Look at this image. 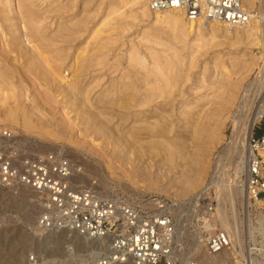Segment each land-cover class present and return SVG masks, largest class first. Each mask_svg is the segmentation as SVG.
Masks as SVG:
<instances>
[{"label": "rangeland", "instance_id": "1", "mask_svg": "<svg viewBox=\"0 0 264 264\" xmlns=\"http://www.w3.org/2000/svg\"><path fill=\"white\" fill-rule=\"evenodd\" d=\"M29 1L33 3L34 8L39 15L46 17L40 25L45 30V33L47 32L46 34H49L50 36L54 34H63L60 37L61 40H57L51 46L46 47V53L48 55H55L58 51L63 50L67 57L66 63L68 64L73 62V59H75L77 54L82 58L86 57L93 60L88 71L81 76L83 85H89L90 99L93 101L101 93L108 90L113 91V93L109 94L107 98L108 105L106 116L114 117H111V119L103 117V125L112 130H123L125 132H127L131 126H133L132 129L135 130L138 128L141 129V127H147V123H141V119L137 120L136 123L131 122L132 118L124 122L121 120L119 121V119L115 117V114L135 113L138 109L136 107L131 108V106L137 105L138 98H132L133 94H130L129 92L122 98L120 95L117 96V91L121 86L123 87L134 82L136 84V89L133 91V93H135L134 95L137 96L141 92V68H139L138 65L135 66V63L132 62V51L135 49L138 50L140 55L145 56L147 65H151L150 67L154 65L149 50L146 48L148 44L144 39V32L152 31L151 17L134 20L132 17H127L131 12H126L123 15L113 12L107 18L108 13L110 12L109 0ZM261 1H257L258 7L260 6ZM15 3L16 0H10L7 2L6 0H2V3H0V56L3 57L8 53L10 43L16 41L15 35L20 34V32L17 34L18 30H16V27L14 26L6 27L5 30L7 32L5 31V34L2 33L3 27L8 26L9 23L4 21V9L9 8V5L13 4L15 7ZM104 19H107V24L102 25L101 23ZM117 21L129 23L128 30L122 34L113 33L110 30V25ZM74 22H82L83 24L80 26H73L72 24ZM65 26L70 27L71 30H60L61 27ZM98 27L101 28V36L104 37L103 42H106L108 46L100 52L96 51L98 49L97 46L99 40L91 39L93 31ZM74 31L77 35H74ZM260 37L264 39L263 35ZM218 40H222L223 44L213 46L209 49L207 54L204 56L202 55L195 62V67L189 71V81L181 83L180 86V90L182 89V95L178 97V105L188 103L189 107H194L198 103V108L194 109V114L189 115L187 118H184L179 111H177V114H173V117L177 119V127L175 129L177 132L169 134V137L171 136L172 138L173 136L176 138V135H183L184 138L187 139V146L189 147L188 149L185 146L182 147V149L185 148L182 150V153L191 150L193 144L196 142H202L204 146H207V148L211 150V153L209 154V167L207 168V174L203 180L201 188L206 190L212 187V198L218 196L217 186L210 184L216 157H222V161L227 163L226 152L233 141V114L241 104L243 94L249 83H254V86H252V90L250 91L254 108L259 104L260 97H262V88L255 95L256 87H258V84L262 87L264 85V62L262 58H258L264 53V42L262 45H246L241 43L230 45V43L233 42L232 40L224 39L222 37H218ZM193 43V40L188 39L187 41H183L176 45V48L179 49L186 48L182 51V54L186 57L181 65L182 67L186 62H192L191 56L194 49L191 46ZM22 45L28 46L26 43H21V46ZM160 47L161 46H158V48ZM26 49L31 50L30 46L26 47ZM252 56H255L257 59L254 61L255 64H249V66L252 65V68L246 72V68H244L242 62H251ZM14 57L15 54L9 52L7 60L15 66V68H19L16 69L21 72V76L13 77L9 82L14 84V86H20L23 81V84L27 85L29 91L27 92L28 99L18 96H10L9 99H6V94H0L1 117L7 118L10 108L20 107L17 115L21 121L23 119L22 114H28V116H31V118L34 119L38 126L35 132H31L17 125L14 128H11L8 125L3 126L13 129V132L17 135L20 142L36 153H47L54 148L63 147L73 163L81 169L79 174L81 179L77 184L82 188H92L102 196H120L131 201L156 197L172 201L175 207L178 203H181V208H179L178 212L173 210L176 218H179V221L177 219L178 227L180 226L183 228L180 235L177 232L176 247L179 259L177 264H186L185 260L190 262L192 258L201 264L213 262H205L202 258L203 255L200 256L202 253L201 231L194 230V228H198L196 226L198 219L196 215L193 214V207L192 209H189L186 206L187 204L185 205L188 199H190L196 191L189 192L187 196H181L178 194L180 193V186L183 180L182 177L178 176L179 170L184 163L187 164L186 161L188 160L184 159L185 157H188L190 151L188 154L186 153L187 156L184 154V156L182 155V157H184L183 159L180 157L181 155L174 158L176 161H172L173 163L171 160L170 162L169 160H167L168 162L165 160L160 161L158 160L159 158H156V162H153V160L149 158H146L145 160L143 159L141 162V158L137 160L138 158L133 157V163L130 160L131 162H124L122 164V158H120V155H123L124 153L119 152V154H116V156L119 155L117 158H111L109 155L107 156L103 154V149L108 150L109 153L111 152L112 147L107 142L104 146L102 144V139H99L101 142L94 139L93 132L89 131L91 123H87L84 115H80V118L78 115H75L71 104H65L64 106H57L55 104L52 106L50 103H47V105H45L44 99L41 95L46 87L41 81L42 79H40L35 72L32 73L27 70V68H29L27 65V67H24L25 63L22 64L23 59H20L21 62H19L16 61ZM220 60H226L228 63L234 61L235 66L230 68V72L233 77H238L239 80L241 79V88L237 92L235 104L232 106V110H234L233 112L228 110L221 113L215 111V102L220 96L226 95L224 92L226 84L225 82L214 83V80H217V74H222V71H219V68L215 71L213 69L205 71L206 63L208 66H212V64L215 65ZM70 77L71 74L68 77L69 80L71 79ZM261 78L263 79V82L260 84L259 81ZM57 98L62 100V95ZM254 98L256 99L254 100ZM62 101L65 102V100ZM23 104H26L28 108L23 109ZM208 116H210L211 120L206 127H204L202 125L207 121ZM178 117L180 120H178ZM156 119L157 117H150L149 121H154ZM44 122L48 124V128L46 129L47 131L42 132V127L40 125ZM129 122L131 123L129 124ZM259 127L260 126L257 125L253 129L254 136H259L260 133H262L263 130ZM60 129L62 135L64 134L63 137L56 135V131ZM39 130L42 134L37 133ZM139 141H141V139H139ZM100 145L101 147H99ZM50 148L53 149L50 150ZM100 153L102 154L99 155ZM118 158L121 160H118ZM135 160H137L136 163L134 162ZM153 164L155 166H153ZM134 166H137V168L144 166L143 168H145L146 172L150 169L151 171L150 173H145V175L143 172L134 174L133 172L130 173L127 171V168L133 169ZM155 167L158 169L156 168V170ZM170 167L173 171L169 172L168 175L161 177L158 181L156 175H158L161 170L163 172L166 170L168 171V168L170 169ZM226 169L229 171L234 170L229 164ZM243 173L241 174V180H244ZM224 179L231 182L232 176H225ZM176 199L178 200L175 201ZM244 201L245 197L237 195L236 208L240 220L237 225L235 222V231H238L239 233V236H237L239 237L238 241L240 243L237 241V236H233V241L242 248L240 253L235 252L237 257L239 254L241 256L247 254L249 249H255L264 245L259 232H256L253 236L249 233L251 225L258 226L260 213L261 211L264 213V206L256 200L254 201L251 199V204L248 203V201ZM227 208L230 209L231 205L228 204ZM41 211V201L32 190L25 188L12 189L0 187V264H80L81 262L90 260L94 254H89L91 252L89 248H93V245L96 246V244L92 243L90 245L87 240L81 236L79 237V235L75 233L70 232L67 234L60 231L47 232L43 229L40 230V228H36L39 224L38 220ZM229 214L231 213L229 212ZM199 225L202 226V222L199 223ZM217 226L221 229L219 220L217 221ZM197 232L199 235H197ZM64 235H67V238L62 237ZM197 241H199V243ZM197 247L198 249L199 247L201 248L198 250ZM85 250L88 252L86 253ZM233 258L236 257L231 253L227 259ZM95 260L96 258L94 257L92 264H96ZM254 261H257V258L254 259Z\"/></svg>", "mask_w": 264, "mask_h": 264}, {"label": "bare ground", "instance_id": "2", "mask_svg": "<svg viewBox=\"0 0 264 264\" xmlns=\"http://www.w3.org/2000/svg\"><path fill=\"white\" fill-rule=\"evenodd\" d=\"M7 1L10 0H6V2ZM257 1L259 0H243L245 7L250 12V19L246 24L233 25L223 21H189L183 13L176 10H152L149 5L150 0H109L110 12L108 13L107 18L113 12L120 15H123L126 12H131L129 16L127 15V17H132L134 20H141L143 18L150 17L152 19V31H145L144 39L148 44L146 48L149 50L150 57L154 61V65L152 67H150L151 65H147L145 56L140 55V52L138 50L135 49L131 53L132 62L135 63V66L138 65V67L141 68V92L137 96L134 95L135 93H133V91L136 89V84L134 82L123 87L121 86L117 91V96L120 95L122 96V98L128 92L130 94H133L132 98H138L137 105L131 106V108L136 107L138 109L135 113L115 114V117H117L119 121L121 120L125 122L126 120L132 118L131 122L136 123L137 120L141 119V123H147L148 126L141 127V129L138 128L136 130L132 129L133 126H131L129 130L125 132L123 130H112L108 127H105L102 123L103 117H105L106 119H111V117H114L106 116L108 105L107 98L109 94L113 93V91H105L93 101L92 99H90L89 85H83L81 76L83 73L88 71V68L92 65L93 60L86 57L82 58L79 56V54H77L75 59H73V62L71 64H68L66 63L67 57L64 54L63 50L58 51L55 55H48L46 53V47L51 46L57 40H61L60 37L63 34H54L52 36L46 34L47 32L45 33V30L40 26L42 21L46 17L39 15L33 6V3L29 0H16L15 7L14 4L9 5V8L4 9L3 12L5 15L4 21L9 23L8 26L3 27L2 33L5 34L6 27L14 26L16 27V30H18L17 34L19 32L20 34L15 35L16 41L10 43L9 51L7 54H5V57L0 56V94H6V99H9L10 96H18L28 99L27 92L29 91L27 85L23 84V81L20 86H14V84L9 82L11 81V79H13V77L21 76V72L17 71V69L19 68L16 67V69L15 66H13L7 60V58L9 57V52L14 53V58L16 61L21 62L20 59H23L22 64L25 63L24 67L28 66L29 68H27V70L32 73L35 72V74H37V76L42 79L41 81L46 87L45 91L41 95L44 99L45 105H47V103H50L52 106H54L55 104L57 106L71 104L75 115H78L79 118L81 117L80 115H84L87 123H91L89 131L93 132L92 134H94V139H97L100 142L101 140L99 139H102V144L104 146L107 142L112 147L111 152L109 153L106 149H103L104 153L100 151L103 154L107 156L109 155V157L111 158H117V156L119 157V155L116 156V154L122 152L124 153L123 155H120V158H122V160L119 158L118 160H121V163L123 164L124 162L129 163L130 160L133 163V157L138 158L137 160L141 158V162L146 158L152 159L153 162L156 160V158H159L158 160L160 161L169 160L170 162L171 160V162H174V158L179 157V155H181L180 157H182L183 154L186 155V153L188 154V152L190 151L188 157H185L184 159L188 160L186 161L187 164L184 163L186 165L183 164L184 166L182 165L181 169L179 170L178 176L182 177L183 180L180 186V193L178 194L181 196H187L189 192L191 193L192 191H196L193 196L185 203V205L187 204V208L192 209L193 203L196 198L205 191V189H202L201 186L207 174V168L209 167V154L211 153V150L207 148V146H204L202 142H196L193 144L191 150H188V152L186 153H182V150L185 149H182V147L185 146L187 149L189 147L187 146V139H185L183 135H176V138L175 136H173V138L171 136V138L169 137L170 133L177 132L175 130L177 127V119L173 117V114H177V111H179L184 118H187L189 115L194 114V109L198 108V103L194 107H189L188 103H182L181 105H178V97L182 95V89L180 90V86L181 83L189 81V71L195 67V62L202 55L204 56L205 54H207L209 49L213 46H219L223 44L222 40H218V37L232 40L233 42L230 43V45H237L240 43L246 45L263 44L264 39L260 36H264V1L260 0L261 4L259 7L257 5ZM0 3H2V0H0ZM106 21L107 19H104L102 23H100L104 25L107 24ZM82 24V22H74L72 25L80 26ZM128 24L129 23L117 21L116 23H111L110 30L113 33L122 34L123 32L128 30ZM62 29L64 31L71 30L68 26L61 27L60 30ZM101 33V28L98 27L93 31L92 38L90 37L92 40H99L97 46L98 49L96 50L97 52H100L108 47L107 43L103 42L104 37L101 36ZM75 34L76 32L74 31V35ZM188 39L194 41L191 46L194 49L191 56L192 62H186V64H184V66L182 67L181 65L186 59V57L182 54V51L186 48L179 49L176 48V45L183 41H187ZM21 43H26V45L30 46L31 50L26 49V47L28 46H21ZM158 46L161 47L158 48ZM258 58H262L264 62V53ZM255 59L257 58L255 56H252L251 62H242L244 68H246V72L252 68L253 64H255ZM249 64L252 65L249 66ZM234 66V61L228 63L226 60H220L215 65L212 64V66H208L207 63L205 64V71H208L210 69H213L215 71L218 68L219 71H222V74H217L218 77L217 80H214V83L225 82L226 84V88L224 89L226 95L220 96L215 102V111H219L220 113L226 110L230 112L234 111L232 110V106L235 104L236 94L241 88V79L239 80L238 77H233L230 72V68ZM70 74L71 79L69 80L68 77ZM259 82L261 84L263 82V79L261 78ZM252 86H254V83H249V85L245 89V93L243 94L241 104L239 105V107H237L236 111L233 114L234 133L232 144L228 147V150L226 152L227 163L222 161V157H216L215 167L213 168V175L210 182L211 185L217 186V194L221 200L217 212V220H219L220 222L221 229L228 232L232 240H234L233 236H239L238 231H235V226L239 223L240 220L236 208L237 195H242L243 197H245V201H248V203L250 204L252 203L251 199L254 201L256 200L253 199L249 194L247 187V153L249 150L248 145L250 137L253 133V128L260 117L259 106H256L255 108L253 107L254 103L251 99L250 94ZM261 88L262 86L258 84V87H256L255 95L259 92V90H261ZM60 95H62V100H65V102L57 98ZM255 99L256 98H254V100ZM23 107V109L28 108L26 104H23ZM19 110L20 107L10 108L7 114V118H2L0 114V126L6 127L3 125H8L11 128H14L17 125L31 132H35L37 130L38 124L35 123L34 119L31 118V116H28V114H22L23 119L21 121V119L17 115V112H19ZM150 117H157V119L154 121H149ZM178 120H180L179 117ZM210 120V116H208L207 121L204 122L202 126L206 127ZM131 122H129V124ZM40 126L42 127V132L47 131V123L44 122ZM11 128L9 129L11 131H14ZM37 133L42 134L40 130L37 131ZM56 135L63 137L64 134L62 135L60 129L56 131ZM139 139H141V141H139ZM99 147H101V145ZM51 149L53 148H50V150ZM53 150H55V148ZM102 153H100L99 155H101ZM262 154L264 156V153ZM183 158L184 157H182V159ZM137 160H135L134 162L136 163ZM228 164L232 169H234L233 171H229L226 169ZM137 166H134L133 169L127 168V171L130 173L133 172L134 174L143 172L144 175L145 173H150L151 171L150 169L146 172L145 168H143L144 166L140 167L141 169L138 167L140 169L139 170ZM153 166L155 165L153 164ZM171 167L170 169L168 168V171L166 170L163 172L161 170L158 175H156V179L160 180L161 177L168 175L169 172H172L173 169L171 170ZM156 168L157 167H155V169ZM242 173L244 180H241ZM225 176H232L231 182L225 180ZM80 179L81 176L78 174L75 177L76 183H78ZM177 200L178 199H176L175 201ZM256 201L262 204L260 200L257 199ZM180 204L181 203H178L176 207L174 206L173 210L175 212H178L179 208H181ZM228 204L231 205L230 209L227 208ZM229 212L231 214H229ZM177 219L179 221L178 217ZM36 228H40V230L42 229L39 224ZM182 229L183 228H181L180 226L177 228V232L179 235L182 233ZM249 229L250 232H248L251 236H253L256 232H259L262 238V243L264 244V213L262 211L260 213L258 226L251 225ZM194 230L200 231L197 228H194ZM60 232H65L67 234L70 233L66 230H62ZM197 235H199V233ZM66 236L64 235L62 237L67 238ZM83 238L87 240L90 245L92 243L96 244V246L93 245V248H89V250L91 251L89 254H94V250H96L99 246L98 241L86 239L85 237ZM238 239L239 237L237 238V241ZM197 242L199 243V241ZM201 247H199V249ZM87 252L88 251H86V253ZM231 253L237 258V254L233 250H225L221 254L215 256L209 255L202 250L200 256L203 255L202 258L205 262L213 261L216 263L225 261L229 257V255H231ZM192 259L194 260V258ZM192 259L191 261H193ZM187 262L188 261L185 260V263ZM127 264L131 263L129 262Z\"/></svg>", "mask_w": 264, "mask_h": 264}, {"label": "built area", "instance_id": "3", "mask_svg": "<svg viewBox=\"0 0 264 264\" xmlns=\"http://www.w3.org/2000/svg\"><path fill=\"white\" fill-rule=\"evenodd\" d=\"M152 10H176L189 21H223L246 24L250 12L243 0H150ZM260 117L255 126L264 131V85L257 105ZM254 126V128H255ZM263 126V127H262ZM253 128V129H254ZM264 132L253 133L247 153V187L253 199L264 206ZM78 167L63 147L36 153L23 145L9 128L0 126V187L31 189L41 201L39 224L44 231L66 230L97 240L99 246L90 260L80 264H177L178 222L172 201L148 197L131 201L120 196H102L82 188L75 177ZM206 189L193 203V213L202 235V250L219 255L225 250H242L228 232L217 226L219 196ZM202 222V226L199 223ZM197 228V229H198ZM264 264V245L247 254L218 263ZM186 264H201L197 260Z\"/></svg>", "mask_w": 264, "mask_h": 264}, {"label": "trees", "instance_id": "4", "mask_svg": "<svg viewBox=\"0 0 264 264\" xmlns=\"http://www.w3.org/2000/svg\"><path fill=\"white\" fill-rule=\"evenodd\" d=\"M264 131H262V133H263ZM262 133H260V134H262Z\"/></svg>", "mask_w": 264, "mask_h": 264}]
</instances>
